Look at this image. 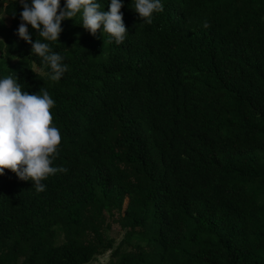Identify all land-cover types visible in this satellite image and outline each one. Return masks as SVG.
<instances>
[{
    "label": "trees",
    "instance_id": "1",
    "mask_svg": "<svg viewBox=\"0 0 264 264\" xmlns=\"http://www.w3.org/2000/svg\"><path fill=\"white\" fill-rule=\"evenodd\" d=\"M2 4L0 76L54 99L67 171L42 192L0 175V264H264V0H162L151 24L124 0L119 45L78 14L50 42L58 82L16 35L21 5Z\"/></svg>",
    "mask_w": 264,
    "mask_h": 264
},
{
    "label": "clouds",
    "instance_id": "2",
    "mask_svg": "<svg viewBox=\"0 0 264 264\" xmlns=\"http://www.w3.org/2000/svg\"><path fill=\"white\" fill-rule=\"evenodd\" d=\"M17 3L22 11L16 35L31 45L30 55L40 58V71H46L53 82H58L68 69L64 57L50 45L58 41L63 20H73L79 14L82 21L79 25L93 36L97 30L108 34L109 44H121L128 34L121 12L124 0H108L107 11L101 10L98 0H63V6L61 0H17ZM131 3L144 23L151 24L154 13L163 11L162 0H131ZM2 5L3 19L2 9L6 5ZM29 26L42 39L33 41ZM0 61H6L2 53ZM18 81L17 74L0 76V175L9 169L19 179L32 181L36 192H42L46 187L43 180L67 171L63 166H53L61 143L60 131L52 123L50 112L55 101L46 89L30 94L22 90Z\"/></svg>",
    "mask_w": 264,
    "mask_h": 264
},
{
    "label": "rangeland",
    "instance_id": "3",
    "mask_svg": "<svg viewBox=\"0 0 264 264\" xmlns=\"http://www.w3.org/2000/svg\"><path fill=\"white\" fill-rule=\"evenodd\" d=\"M3 14H4V17H6L8 24H10L11 23L10 17L5 14V11H3ZM1 17L2 16H0V18ZM127 202L128 201L126 200L125 204H124V209L127 205ZM106 222L108 224L107 231H108L109 236L113 237L116 240V243H119L124 237L125 230L121 227V224L118 220V215L117 214H115V215H109L108 214ZM109 260H110V252H107V253L99 256L97 260H95L89 264H108Z\"/></svg>",
    "mask_w": 264,
    "mask_h": 264
},
{
    "label": "crops",
    "instance_id": "4",
    "mask_svg": "<svg viewBox=\"0 0 264 264\" xmlns=\"http://www.w3.org/2000/svg\"><path fill=\"white\" fill-rule=\"evenodd\" d=\"M4 10H2V12H3Z\"/></svg>",
    "mask_w": 264,
    "mask_h": 264
}]
</instances>
